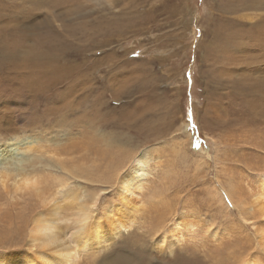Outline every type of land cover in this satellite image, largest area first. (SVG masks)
I'll use <instances>...</instances> for the list:
<instances>
[{
    "label": "rangeland",
    "instance_id": "obj_1",
    "mask_svg": "<svg viewBox=\"0 0 264 264\" xmlns=\"http://www.w3.org/2000/svg\"><path fill=\"white\" fill-rule=\"evenodd\" d=\"M229 33L242 48L220 46ZM263 40L264 0H0V143L32 140L29 168L47 187L67 174L57 161L88 172L73 180L99 191L100 207L129 160L147 157L134 227L77 264H237L248 252L264 264L252 202L264 112L250 103L264 99ZM47 57L63 79H41ZM36 208L0 180V252L25 247L22 218ZM177 215L183 241L156 247Z\"/></svg>",
    "mask_w": 264,
    "mask_h": 264
},
{
    "label": "bare ground",
    "instance_id": "obj_2",
    "mask_svg": "<svg viewBox=\"0 0 264 264\" xmlns=\"http://www.w3.org/2000/svg\"><path fill=\"white\" fill-rule=\"evenodd\" d=\"M223 38L220 46L224 47L227 44V46L236 50L243 47L242 42L235 41L237 37L233 38L231 33ZM229 38L231 39L229 40ZM43 53L42 55L46 56ZM56 56L58 55L56 54ZM43 59L36 60V64L42 67L44 71L41 79L46 81L49 78L48 72H50V78H64L67 72L57 61L53 60L54 58L47 57L44 61ZM40 67H36V69H40ZM24 72L23 70L22 73ZM250 103L253 104L256 110L264 112V99L262 97L259 101H250ZM25 140L26 138L13 134L0 143V180L3 184L9 180L12 181L14 192L24 190L31 193L37 198L40 208L27 212L28 214H25L26 218H22L26 235L25 247L20 251L0 252V264H77L85 254L107 249L119 236L125 232L128 233L134 227L136 213L141 203L139 195L144 188L146 175L150 171L145 155L136 156L135 154L129 160V165L117 176L115 182L117 196L114 201L100 207L98 203L100 199L99 191L89 188L83 182L73 180V177H82V175L89 173H84V171L77 168L69 169L60 161L57 162L67 174L61 176L57 186L53 184L51 187H47L44 177L29 168V165H32L29 160V153L36 151V146L32 140ZM49 156L55 155L50 154ZM113 172L118 173L119 168ZM85 180L94 181L87 178ZM258 182L252 202L254 206L258 207L257 211L260 216L264 218V174ZM153 197L155 200L161 199L160 196ZM101 209L105 211L101 213L103 211ZM180 219L181 217L179 218L177 215L170 218L168 222L159 224L155 236L156 247L161 248L165 242L168 243L169 247H173L175 243L183 241L185 233ZM10 241L11 244L17 243V239H14V237ZM258 242L264 250V228L260 231ZM248 253L242 258L239 257L240 260L237 264H263L255 254L254 256L252 253ZM109 264L131 263L127 258L118 256V258L112 259Z\"/></svg>",
    "mask_w": 264,
    "mask_h": 264
}]
</instances>
